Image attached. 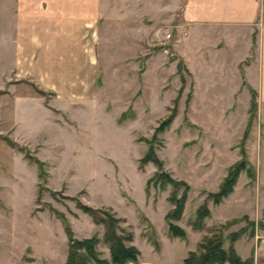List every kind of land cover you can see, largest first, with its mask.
I'll return each mask as SVG.
<instances>
[{
    "label": "rangeland",
    "instance_id": "rangeland-1",
    "mask_svg": "<svg viewBox=\"0 0 264 264\" xmlns=\"http://www.w3.org/2000/svg\"><path fill=\"white\" fill-rule=\"evenodd\" d=\"M10 8L0 0V264H64L67 237L52 207L76 237L96 233L100 256L108 257L103 225L77 200L124 217L120 224L133 235L129 243L144 257L153 245L148 236L159 241L166 264H177L204 235L221 232L227 245L229 232L244 226L234 242L237 253L264 264V103L256 95L251 104L243 70L254 57L256 29L198 31L164 8L156 22L100 21L89 98L69 101L41 86L39 72L28 70L30 60L26 70H16ZM120 115L128 118L119 121ZM5 136L45 161V186L38 187L36 163ZM150 139L161 168L189 184L175 220L186 231L184 240L169 236L163 219L172 206L170 185L146 184L160 169L139 162ZM240 160L244 168L231 192L214 203L209 193ZM201 204L210 214L194 229Z\"/></svg>",
    "mask_w": 264,
    "mask_h": 264
},
{
    "label": "crops",
    "instance_id": "crops-1",
    "mask_svg": "<svg viewBox=\"0 0 264 264\" xmlns=\"http://www.w3.org/2000/svg\"><path fill=\"white\" fill-rule=\"evenodd\" d=\"M8 2L14 25L16 70H26L23 66L31 61L32 67L28 70L39 72L41 86L54 89L60 99L79 101L89 98L88 89L94 85L96 72L95 36L98 32L95 27L100 21L129 25L142 23L147 17L150 20L155 18L156 22L159 8H164L165 12L171 11L173 17L178 13L180 24H188L198 31L227 33L231 30L239 32L245 27L248 32L256 29L255 43L252 42L254 57L244 65L243 70L247 83L257 92L258 100L264 103V0ZM21 97L27 96L22 94ZM136 246L140 250L138 262L128 264H166L162 247L155 249L151 245L150 253L144 257L140 247Z\"/></svg>",
    "mask_w": 264,
    "mask_h": 264
},
{
    "label": "trees",
    "instance_id": "trees-1",
    "mask_svg": "<svg viewBox=\"0 0 264 264\" xmlns=\"http://www.w3.org/2000/svg\"><path fill=\"white\" fill-rule=\"evenodd\" d=\"M181 67L182 66L180 65V68ZM251 92V104L254 106L256 104V100L254 99L256 91L251 88ZM172 116L173 112L168 115V117L163 118L155 130L158 131L164 128L170 122ZM123 118L126 119L128 117L120 115L118 120L121 121ZM3 138L9 144L17 146L20 150H23L24 156L27 157L29 161L36 163L37 175L40 179L38 187L42 188L45 186V161L31 154L28 147L25 145H19L16 140L8 136ZM152 139L148 141L149 144L140 157L139 162L145 163L147 161H152L160 167V169L156 171L152 177L147 178L146 184L148 185L150 182H159V186L162 189L166 188L167 184L170 185L168 200L172 203V206L166 211L163 219L167 224V233L169 236L184 239L186 237V231L182 226L175 223V220L179 219L182 214L189 184L184 180L172 177L170 173L161 168L162 161L153 151ZM242 168H244L243 160L237 161L231 165V168L222 180L219 188L216 191L209 193L212 196L214 203H218L222 197L231 192L237 174ZM77 204L83 212L91 216L92 221L95 224L103 225V240L107 243L109 256H100V251L96 247V244L99 241L96 233L86 237H76L65 215L61 211L52 207L51 209L60 217L67 237V252L64 264H90L91 262L96 264H128L129 262H138L140 250L133 243H129L133 236L132 232L126 231L120 224V222L124 220V217L116 215L109 206H92L79 200H77ZM209 214L210 211L206 204L199 205L195 210L192 227L194 229H199L204 218L209 216ZM248 223L249 234L252 235L255 224L253 220L248 221ZM259 225L264 226V222H259ZM245 230L246 227L243 226L238 230L230 231L227 236V245H225L226 237L221 232L215 231L211 234L204 235L201 241L197 244V247L195 249H189L187 254L178 264H254L253 255L242 258L234 247L235 240H237ZM148 239L156 249H159V241L156 238H149L148 236Z\"/></svg>",
    "mask_w": 264,
    "mask_h": 264
},
{
    "label": "built area",
    "instance_id": "built-area-1",
    "mask_svg": "<svg viewBox=\"0 0 264 264\" xmlns=\"http://www.w3.org/2000/svg\"><path fill=\"white\" fill-rule=\"evenodd\" d=\"M167 35L169 36V33Z\"/></svg>",
    "mask_w": 264,
    "mask_h": 264
}]
</instances>
